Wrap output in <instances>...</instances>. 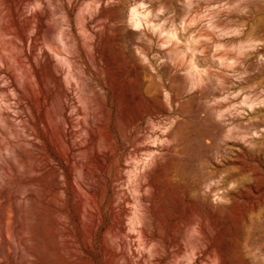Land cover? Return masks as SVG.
Masks as SVG:
<instances>
[{
  "label": "rangeland",
  "instance_id": "obj_1",
  "mask_svg": "<svg viewBox=\"0 0 264 264\" xmlns=\"http://www.w3.org/2000/svg\"><path fill=\"white\" fill-rule=\"evenodd\" d=\"M34 1L0 0V264H264V0Z\"/></svg>",
  "mask_w": 264,
  "mask_h": 264
},
{
  "label": "bare ground",
  "instance_id": "obj_2",
  "mask_svg": "<svg viewBox=\"0 0 264 264\" xmlns=\"http://www.w3.org/2000/svg\"><path fill=\"white\" fill-rule=\"evenodd\" d=\"M14 2H15V1H14ZM34 2H35V8H34V11H33L32 15H31V17L28 18V19H29V20H32L33 22H37V24H38V23L41 22V19H43L42 16H43L44 2H43V0H35ZM48 2H49V1H48ZM96 6H98V5L96 4ZM49 7H51V6H49ZM49 7H48V8H49ZM29 8H30V7H29ZM20 10H21V9H20ZM55 11H56V10H55ZM10 12H11V11H10ZM50 12H51V11H50ZM52 12H53V10H52ZM59 12H60V11H59ZM134 14H136V13H134ZM58 15H59V14H58ZM129 15H130V14H129ZM59 16H60V15H59ZM134 16H135V15H134ZM61 17H62V16H61ZM51 18H52V17H51ZM0 19H2V18H0ZM84 19H85L84 17L82 18V20L80 19V20L82 21V24L84 23V22H83ZM45 20H46V19H45ZM54 20H55V19H54ZM101 20H102V19H101ZM131 20H132V19H131ZM134 20H135V19H134ZM81 21H80V22H81ZM85 21H86V20H85ZM99 21H100V20H99ZM129 21H130V20H129ZM62 22H63V21H62ZM62 22H61V23H62ZM80 22H79V23H80ZM51 23H52V22H51ZM79 23H78V24H79ZM132 23H133V22H132ZM80 24H81V23H80ZM80 24H79V25H80ZM130 24H131V22H130ZM60 25H61V24H60ZM82 26H83V25H80L81 29L83 28ZM12 27H13V26H12ZM66 27H67V26H66ZM133 27H134V26H133ZM59 28H60V27H59ZM81 29H80V30H81ZM83 29H84V28H83ZM58 31H59V30H58ZM61 31H62V29H61ZM83 31H84V30H83ZM16 32H17V31H16ZM86 32H89V31H86ZM28 33H29V32H28ZM61 33H62V32H61ZM61 33H60V34H61ZM71 33H72V32H71ZM80 33H81V32H80ZM89 33H90V32H89ZM84 34H85V33H84ZM50 35H51V34H50ZM61 35H62V34H61ZM87 35H88V33H87ZM43 36H44V35H43ZM62 36H64V35H62ZM83 36H84V35H83ZM88 36H89V37L91 36V37H90L89 41L86 43V46H90L91 43H92V40H93V37H92L91 34H89ZM85 37H86V36H85ZM44 38H45V37H44ZM61 38H62V37H61ZM68 38H69V37H68ZM68 38H66V39H68ZM87 38H88V37H87ZM83 39H84V38H83ZM16 40H17V39H16ZM85 41H86V39H85ZM67 43H68V42H67ZM83 43H84V42H83ZM10 45H11V44H10ZM10 45H9V47H10ZM84 45H85V44H84ZM45 46H46V45H45ZM11 48H12V47H11ZM11 48H10V49H11ZM67 48H68V46H67ZM85 48L88 49V47H85ZM89 49H90V48H89ZM38 51H39V50H38ZM37 53H38V52H37ZM63 53H64V52H63ZM59 54H60V53H59ZM66 54H67V53H66ZM38 55H39V54H38ZM71 56H72V55H71ZM91 57H92V56H91ZM6 59H7V58H6ZM43 59H44V57H43ZM34 61H35V59H34ZM66 61H67V60H66ZM66 61H65V62H66ZM10 63H11V62H10ZM63 63H64V62H63ZM67 64H68V63H67ZM67 64H66V65H67ZM9 65H10V64H9ZM69 67H70V65H69ZM70 70H71V68H70ZM70 70H69V71H70ZM62 71H63V70H62ZM74 71H75V69H74ZM77 72H78V71H77ZM71 73H72V72H71ZM78 76H79V75H78ZM69 77H70V76H69ZM65 78H66V77H65ZM72 79H74V78H72ZM67 81H68V80H67ZM72 81H73V80H72ZM76 82H78V81H76ZM79 82H80V81H79ZM53 83H54V82H53ZM68 83H70V82H68ZM77 90H78V88H77ZM96 90H97V89H96ZM96 90H95V92H96ZM119 90H120V89H119ZM116 91H117V90H116ZM95 92L92 91V93H93V94H92V96H93V97H92V98H93V111L98 112L99 109H101V105L104 104V103H102V101H103L104 98L100 96L101 94L99 95L98 92H96V93H95ZM118 92H120V91H118ZM59 94H60V93H59ZM74 94H75V92H74ZM61 95L63 96V94H61ZM82 96H83V95H82ZM64 97H65V95H64ZM66 97H67V96H66ZM102 98H103V99H102ZM64 99H65V98H64ZM67 100H68V99H67ZM104 100H105V99H104ZM120 100H121V99H120ZM122 100H123V99H122ZM215 100H216V99H215ZM81 101H82V100H81ZM84 101H85V100H84ZM84 101H83V102H84ZM88 101H89V100H88ZM88 101H87L85 104H87ZM119 102H120V101H119ZM123 103H124V101H123ZM81 105H83V104L81 103ZM90 105H91V104H90ZM121 105H123V104H121ZM84 106H85V105H84ZM119 106H120V105H119ZM82 107H83V106H82ZM102 107H103V106H102ZM121 107H122V106H121ZM83 108H84V107H83ZM26 109H27V108H26ZM60 109H61V108H60ZM97 110H98V111H97ZM101 110H103V109H101ZM101 110H100V111H101ZM100 113H101V112H100ZM128 113H129V112H128ZM128 113H127V115L125 116L127 122L131 121V122L134 123V122L137 120L138 115H136V116H135V115H134V116H130V115H128ZM125 118H124V119H125ZM92 120H94V119H92ZM121 120H122V119H121ZM20 121H21V120H20ZM83 121H85V120H83ZM117 121H118L117 123H120V120H117ZM138 121H139V120H138ZM87 122H88V121H87ZM131 122H130V123H131ZM136 122H137V121H136ZM123 123H124V122H123ZM2 124H3V123H2ZM84 124H85V123H84ZM128 124H129V123H128ZM136 124H137V123H136ZM121 126H122V125H121ZM123 126H124V125H123ZM124 127H125V126H124ZM128 127H129V126H128ZM134 127H135V126H134ZM118 128H120V127H118ZM31 129H32V128H31ZM123 129H125V128H123ZM133 129H134V128H133ZM93 131H94V130H93ZM90 132H91V131H90ZM122 132H123V131H122ZM87 133H88V132H87ZM91 133H92V132H91ZM121 135H122V134H121ZM121 135H120L119 137H121ZM138 135H139V134H138ZM139 136H140V135H139ZM1 137H2V135H1ZM121 138H123V137H121ZM25 139H26V138H25ZM27 139H28V138H27ZM101 139H102V138H101ZM28 140H29V139H28ZM100 141H101V140H100ZM119 141H121V140H119ZM37 143H38V142H37ZM2 144H4V143H2ZM7 144H8V143H7ZM108 145H109V147L114 148L116 144H115V143H112V142H109ZM117 145H118V144H117ZM1 146H2V145H1ZM8 146H9V145H8ZM5 147L7 148V145H6ZM4 149H5V148H4ZM137 149H138V148H137ZM7 150H8V149H7ZM61 150H62V149H61ZM98 150H99V149H98ZM111 150H112V149H111ZM116 150H117V149H116ZM118 150H119V149H118ZM3 151H4V150H3ZM0 154H1V153H0ZM4 154H6V153H4ZM25 155H26V154H25ZM149 155H150V154H149ZM5 156H6V155H5ZM25 158H26V159H30V158H32V156H31V155H26ZM151 160H152V159H151ZM139 164H140V163H139ZM136 165H137V164H136ZM38 166H39V165H38ZM153 166H154V165H153ZM143 167H144V166H143ZM43 168H44V167H43ZM135 169H136V166H135ZM137 171H138V170H137ZM103 173H104V172H103ZM141 174H142V173H141ZM138 175H139V174H138ZM29 176H30V174H29ZM133 177H135V176H133ZM40 179H41V178H40ZM133 181H134V180H133ZM28 183H29V182H28ZM31 185H32V184H31ZM130 187H131V186H130ZM132 192H133V190H132ZM132 192H131V193H132ZM21 194H22V193H21ZM134 195H135V194H134ZM135 196H136V195H135ZM134 199H135V198H134ZM119 200H120V199H119ZM120 201H121V200H120ZM134 202H135V201H134ZM136 203L138 204L137 200H136ZM136 203H134V205H135ZM140 204H141V203H140ZM135 206H136V205H135ZM142 209H143V207H142ZM135 210H136V209H135ZM15 213H16V211H15ZM139 213H140V212H139ZM13 214H14V213H13ZM136 214H137V213H136ZM140 214H141V213H140ZM17 216H18V215H17ZM139 219H140V218H139ZM139 219H138V220H139ZM189 220H190V219H189ZM135 221H136V220H135ZM141 221H142V220H141ZM145 222H147V221H145ZM21 223H22V222H21ZM21 223L18 224V226H19L20 229H21L22 226H23V224H21ZM143 223H144V222H143ZM192 223H193V222H192ZM137 224H138V223H137ZM194 225H195V224H194ZM15 226H16V225H14V227H15ZM146 226H147V225H146ZM9 227H10V225H9ZM9 227H8V229H9ZM14 227H12V228L14 229ZM147 227H149V226H147ZM191 227H192V226H191ZM149 228H150V227H149ZM192 228H193V227H192ZM11 230H12V229H11ZM11 230H8V231L11 232ZM192 231H194V230H192ZM199 231H200V230H199ZM199 231H198V232L196 231L197 234H198V233L200 234ZM139 233H142V230H140ZM147 233H148V232H147ZM192 233H193V232H192ZM9 234H11V233H9ZM12 234H13V233H12ZM193 234H194V233H193ZM200 235H201V234H200ZM20 236H21V235H20ZM194 236H195V235H194ZM198 236H199V235H198ZM19 238H20V237H19ZM191 238H192V237H191ZM189 239H190V238H189ZM193 239H194V237H193ZM193 239H192V240H193ZM14 240H15V239H14ZM193 241H194V240H193ZM195 242H199V240H198V241L195 240ZM195 242H193V244H194ZM18 243H19V242H18ZM188 243H189V242H188ZM132 244H133V243H132ZM151 244H152V243H151ZM190 244H191V246H192V241H191ZM197 244H199V243H197ZM197 244H196V246H199V245H200V244H199V245H197ZM2 245H3V244H2ZM2 245H1V247H2ZM138 245H139V244H138ZM141 246H142V245H141ZM194 246H195V245H193L192 248H194ZM140 248H141V247H140ZM1 249H2V248H1ZM1 249H0V251H1ZM7 249H8V248H7ZM142 249H144V248H141V250H142ZM150 249H151V248H150ZM26 251H27V252H26V256H28L27 253L31 254V251H30L29 249H26ZM144 251H145V250H144ZM1 252H2V251H1ZM1 252H0V253H1ZM33 253H34V252H33ZM1 254H2V253H1ZM33 255H34V254H33ZM6 256H7V255H6ZM149 258H150V256H149ZM121 259H122V258H121ZM21 261H22V260H21ZM21 261H20V262H21ZM123 261H124V260H123ZM119 262H120V261H119ZM121 262H122V261H121Z\"/></svg>",
  "mask_w": 264,
  "mask_h": 264
}]
</instances>
